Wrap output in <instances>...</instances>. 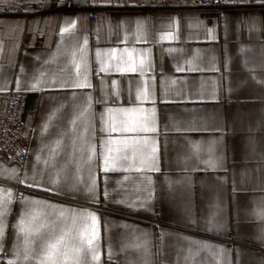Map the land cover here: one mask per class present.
<instances>
[{
	"label": "crops",
	"instance_id": "obj_1",
	"mask_svg": "<svg viewBox=\"0 0 264 264\" xmlns=\"http://www.w3.org/2000/svg\"><path fill=\"white\" fill-rule=\"evenodd\" d=\"M222 1L205 15L154 12L151 0H0V92L26 95L28 150L22 167L0 163V199L11 193L0 264L43 255L38 245L25 260L24 233L13 228L21 215L46 216L71 243L95 230L97 259L88 252L85 264H264V4ZM36 12L46 16H21ZM152 120L155 131H101ZM106 140L112 157H128L108 172ZM123 140L136 143H115ZM210 150L223 151L222 169L204 170ZM33 176L43 188L27 186ZM93 179L96 201L86 191Z\"/></svg>",
	"mask_w": 264,
	"mask_h": 264
},
{
	"label": "snow or ice",
	"instance_id": "obj_2",
	"mask_svg": "<svg viewBox=\"0 0 264 264\" xmlns=\"http://www.w3.org/2000/svg\"><path fill=\"white\" fill-rule=\"evenodd\" d=\"M226 3H234L235 0H225ZM241 3H248L249 0H240ZM259 3L264 4V0H258ZM104 3L108 6L113 7H122V6H135V5H121L119 3L112 5L111 0H104ZM139 27V25H138ZM99 56V53L97 54ZM143 63V62H142ZM105 69L103 66L101 67V71H104ZM129 71H135V68L126 69ZM75 87H90L91 85L85 81L84 83H78L74 85ZM33 87H36V85H33ZM119 93L117 92V96ZM91 97H89V100L91 101ZM137 99L143 102L146 99H150L149 96L145 95L144 93L138 91L137 92ZM102 103H107L106 97L102 98ZM155 103V101H153ZM108 113H111L114 111V109L108 108L106 109ZM117 111H121L124 113H135L137 111H142V109L132 108V109H126L121 108ZM152 112L155 113V109H152ZM101 121L104 122V113H101ZM156 125L155 120H152L151 122H142L136 127H130V126H122L120 128L114 127L111 123H108L107 128H102L101 131H107L109 135L113 131H120L123 132H148V131H155ZM109 140L105 141V151L107 154L104 155V171L108 172L111 170H114L116 167H123L118 162L121 159H128L126 155L119 156V157H112L110 155L111 149L107 148V144L109 143ZM115 143H123V144H135L136 141H115ZM194 147L197 148V151H199V146L194 145ZM94 153V149H93ZM210 158L207 160H203L202 163L205 164V171L208 169L212 170H220L224 167V161L226 159L223 151L219 156H216L214 154V150H210ZM150 166L152 169L158 170L157 163H156V156H155V148H153V154L150 157ZM134 167V165H133ZM140 170V169H136ZM13 174H15V170H13ZM190 184V177L186 178ZM32 183L28 184L27 186L32 187H42V183H37L35 176L31 177ZM74 190H78L73 186ZM170 188V195L172 193L171 189V182L169 184ZM43 190H47L44 188ZM86 191L88 195L91 196L93 201L97 200V186L95 183V179H93L91 185L86 186ZM238 191L235 184L233 185V192ZM59 194V193H58ZM105 195H107V189H105ZM9 199L3 200L0 199V252L4 251V237H5V231H6V222L4 220V217L9 214L10 209L6 208V204L10 203L11 200V193L8 194ZM22 203H32V204H39L40 201H30L28 198L21 197ZM98 202V201H97ZM147 205V202H144V206ZM130 207L136 208L138 205L136 204H129ZM64 213H61V216H64ZM75 216H89L93 221L96 220V217L92 213H76ZM37 216H31L30 219L26 222L24 215H21L19 217V222L15 225H13L14 230L18 229L19 231H22L24 233L25 239H24V257L27 261L31 258L33 255V249L36 248L38 245L42 246L41 250L43 255L40 257L39 264H62L63 261H66L69 257L72 258L74 264H85L84 257H86L88 252H91L93 259H97V253H98V247H96L93 244V241L95 239V230L92 231L91 235L84 234L82 237L78 238V243H71L68 240V233L64 230H61L60 234L56 233L55 230V222H50L49 219L45 216L42 219H40V222L38 221ZM191 219V218H190ZM75 222V221H74ZM192 223H195L194 220L191 221ZM211 225L210 230H219L221 227H223L222 224L217 222L215 220V216L208 222ZM15 235V232H14ZM147 235V234H145ZM163 235V233L161 234ZM262 242H264V236L259 237ZM16 239L19 240V236H16ZM192 244H198L200 247L198 250L202 248H212L214 246L204 244L203 242H197L192 241ZM85 244H87L90 247H85ZM147 244V241H144L143 244L137 245L138 247H145ZM223 251V249H221ZM13 255H15L17 258L20 256V251L18 248V245H13ZM111 249L109 250V259H111ZM190 256H191V250H190ZM8 264H16V260H9Z\"/></svg>",
	"mask_w": 264,
	"mask_h": 264
},
{
	"label": "built area",
	"instance_id": "obj_3",
	"mask_svg": "<svg viewBox=\"0 0 264 264\" xmlns=\"http://www.w3.org/2000/svg\"><path fill=\"white\" fill-rule=\"evenodd\" d=\"M225 8L222 0H151L149 10L158 11H197L201 14L217 13ZM10 14H14L10 12ZM26 21L40 19L46 13L36 12L21 15ZM89 18L95 19V9L90 8ZM43 38L44 33H37ZM24 45L29 46L26 40ZM23 92H0V163L5 167H22L27 158V138L23 124L26 105Z\"/></svg>",
	"mask_w": 264,
	"mask_h": 264
}]
</instances>
